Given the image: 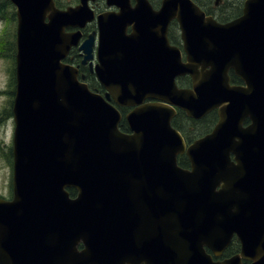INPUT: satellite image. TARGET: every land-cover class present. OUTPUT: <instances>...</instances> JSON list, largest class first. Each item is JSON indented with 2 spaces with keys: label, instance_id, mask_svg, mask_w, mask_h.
Segmentation results:
<instances>
[{
  "label": "water",
  "instance_id": "95a60500",
  "mask_svg": "<svg viewBox=\"0 0 264 264\" xmlns=\"http://www.w3.org/2000/svg\"><path fill=\"white\" fill-rule=\"evenodd\" d=\"M10 1L13 197L0 198V264H264V0H245L224 23L194 0L158 9L107 0L121 11L98 15L95 67V31L83 40L80 29L65 31L94 19L90 0L64 11L54 0ZM173 19L185 60L169 41ZM73 46L105 96L63 61ZM230 69L244 84L230 82ZM184 74L192 88L178 87ZM111 100L134 107L130 132ZM174 106L197 119L217 108L219 121L187 146ZM234 233L241 253L213 262L205 247L222 250Z\"/></svg>",
  "mask_w": 264,
  "mask_h": 264
},
{
  "label": "flooded vegetation",
  "instance_id": "af4514ba",
  "mask_svg": "<svg viewBox=\"0 0 264 264\" xmlns=\"http://www.w3.org/2000/svg\"><path fill=\"white\" fill-rule=\"evenodd\" d=\"M151 5L154 7V9H158L159 7H161L162 5V1L163 0H148ZM200 7L201 9L206 13V15H212L215 19H217L220 22H227L229 20H232L238 16L241 15L242 13V9H243V4L245 0H194ZM55 2V7L58 11H64L67 10L69 7L72 6H77L80 2V0H74L73 2L71 0H54ZM121 2L123 4H126V0H121ZM129 3L132 7H135L137 2L136 0H129ZM89 5L91 7V9L94 11V19L88 23H86V25L84 27L81 28H65V31L70 32L73 30H78L80 29L81 34H82V40L85 39L88 34H90L91 32L95 31V35H96V46H95V57L92 60L93 66L95 67L97 64H99V58H98V47L100 44V27H99V23H98V15L99 14H104L107 12H115L118 13L121 11V7L117 4H112V5H108L107 0H90ZM227 15V16H226ZM226 16V17H225ZM49 16L46 18V20H49ZM62 19V18H61ZM133 30V27L130 25L127 28V33H131ZM168 37H169V41L170 44L173 46L178 47L181 50L182 53V57L183 60L186 59V51L184 49V43L181 37V30L179 27L178 22L176 21V19H173L169 25V30H168ZM82 59L83 57L81 56V52L79 51L78 47H72V49L70 50L69 54L67 55V57L65 58V61L70 63V64H74L75 66H78L79 68V77L82 78V76L85 77V79H87L88 77V72L87 69L89 70V78L93 79L96 83V89L98 90V92H100L102 95L105 96L106 90L104 85L98 80L96 73L93 72L91 70V66H90V62H87L86 64L82 63ZM229 76H230V82L232 84H236V85H240V84H244V81L235 73V71L233 69L229 70ZM88 82V81H87ZM176 83L178 85V87L180 88H192L193 86V81H192V77L189 74H184V75H179L176 77ZM12 94H14L13 90ZM3 91L0 90V93H2ZM5 92V91H4ZM151 101H157V99H150L147 98L145 100V103L147 102H151ZM111 102L113 104L116 105V107L120 110L121 114H122V120L120 122V129L124 132H130L129 129V125L128 122L126 120L125 115L130 112L131 110L134 109L133 106H123V105H118L116 103H114L113 100H111ZM174 108L176 109V113L175 115L172 117V126L177 129L178 131H180V133L184 136L187 145L191 144L192 142H194L195 140H198L199 138L209 134L214 127L216 126L217 122L219 121V112L218 109L215 108L212 111H210L209 113H207L205 116H203L202 118H191L189 117L186 112L178 107V106H174ZM8 109V111H6ZM10 111L12 113V117H13V105L12 107H10ZM9 116V108H0V146L1 143L3 141V136L6 130V124L7 121L10 120L11 118L8 119ZM195 123V124H200L202 126V123H205V125L203 126L204 128H206L207 131H201L198 132L196 137H192V135L190 134L192 130V132H197L196 127H193L191 125H189L190 123ZM250 124V119L249 118H245V120L243 121V126L246 127ZM187 125H189V128L187 127ZM13 128V125H12ZM12 149V146H11ZM2 149H0V162H4L3 164L0 163V172L3 174L5 171V168H9V171L7 173V175L9 174L8 178L7 175L6 176V191L3 192L0 190V197L9 199L12 197L13 194V157H12V150H11V160H10V164H7V158L5 155L1 154ZM3 153V152H2ZM187 157L186 154H181L178 156V161L180 158L181 161V157ZM189 161V160H188ZM179 165H181V163L178 162ZM187 168L190 167V163L189 165L185 166ZM9 193V194H8ZM72 196H75V194H72ZM79 249L82 248V244H80L78 246ZM206 249V253H208L213 262H224L225 260L232 258L235 255H238L241 253L242 250V241L240 239V237L234 233L228 243V245L222 249H216L213 250L209 247H205ZM258 254H262V250L258 249L256 256ZM241 264H254V260L251 257H242L241 258Z\"/></svg>",
  "mask_w": 264,
  "mask_h": 264
},
{
  "label": "rangeland",
  "instance_id": "374dc122",
  "mask_svg": "<svg viewBox=\"0 0 264 264\" xmlns=\"http://www.w3.org/2000/svg\"><path fill=\"white\" fill-rule=\"evenodd\" d=\"M72 2L74 0H71ZM6 14L9 17V20L4 19L0 16V30L2 31L0 34V90L3 92L0 93V108H9V116L6 124V130L3 136V141L1 143L0 149H2L1 154L5 155L7 158V164H10L11 160V146H12V138H13V129H14V119L12 117V113L10 111V107L13 105L15 95H11L12 91L14 92L16 87V77L14 74V67L16 66L15 60V32H16V23L17 18L15 14L14 6L9 2L5 8ZM14 14L11 18V14ZM5 91V92H4ZM8 111V109L6 110ZM192 124V125H191ZM13 125V128H12ZM189 125L199 128L196 129L197 132H192L190 130ZM187 125L189 130L191 131L192 137H196L198 132L207 131L203 126L205 123L200 124L190 123ZM3 152V153H2ZM4 163V162H0ZM1 164V165H2ZM0 165V166H1ZM9 171V168H5L4 173L0 172V190L6 191V176ZM9 174L7 175L8 178ZM9 194V193H8Z\"/></svg>",
  "mask_w": 264,
  "mask_h": 264
},
{
  "label": "trees",
  "instance_id": "16d2710c",
  "mask_svg": "<svg viewBox=\"0 0 264 264\" xmlns=\"http://www.w3.org/2000/svg\"><path fill=\"white\" fill-rule=\"evenodd\" d=\"M8 3H9L8 0H0V16L2 18H4V19H7V20H9V17L6 14L5 8L8 5ZM13 15L14 14L12 13L11 14V18L13 17ZM14 57H15V55H14ZM87 72H88V77H87L86 80L88 81L90 87L95 90L96 89V86H97V83L93 79H90L89 78V70L88 69H87ZM179 163H181V165L183 167H185V166L189 165L190 162L188 161V158L187 157L183 156V157H181V161H180V158H179ZM69 190H70L71 194H75L76 193V190L75 189L70 188Z\"/></svg>",
  "mask_w": 264,
  "mask_h": 264
}]
</instances>
